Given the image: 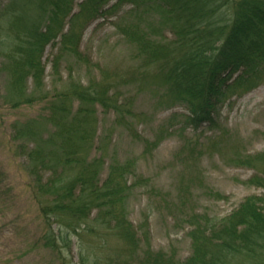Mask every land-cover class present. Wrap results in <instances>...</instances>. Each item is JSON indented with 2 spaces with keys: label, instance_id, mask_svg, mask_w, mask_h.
<instances>
[{
  "label": "rangeland",
  "instance_id": "rangeland-1",
  "mask_svg": "<svg viewBox=\"0 0 264 264\" xmlns=\"http://www.w3.org/2000/svg\"><path fill=\"white\" fill-rule=\"evenodd\" d=\"M80 4L81 0H74L73 15L66 17L58 37L45 48V85L38 94L61 91L71 81L84 85L110 81L116 85L111 94L118 91L120 101L123 99L135 115L121 122L113 110L105 111L97 105L95 146L87 151V159L103 156V180L113 162L127 170L125 178L131 187L125 194L127 216L141 230L143 239L135 258H144L146 228L153 251L185 261L193 251L190 231L195 226L190 218L218 221L248 196L264 194V188L252 180L264 173V80L253 88L225 84L218 96L201 95L195 99V107L203 108L208 115L204 112L205 119L196 125L187 118L195 114L180 98L168 97L175 101L170 106L159 103L165 80L155 74V67L142 76L137 69L142 65L135 57L137 48L121 27L131 24L142 28L161 42L172 38L169 28L150 14L129 12L128 5L103 17L88 18ZM49 6L48 0H0V264H60L56 252L44 246V232L38 231L41 220L24 174L25 151L21 153L18 143L10 144L14 122L42 116L44 105L34 100L33 104L15 106L19 98L5 68L10 50L28 42L26 31L34 25L48 24ZM118 23L121 25L117 28ZM72 29L81 35L79 50L84 61L63 52L56 72L51 60L60 54L63 34ZM234 74L227 84L231 85L240 72ZM26 86V94L33 93L32 80ZM74 103L76 107L78 101ZM245 158L253 163L246 165ZM145 221L148 223L142 228ZM96 235L86 231L80 238L73 236L70 248L64 249L67 258L89 262L101 250L95 245L101 244L102 238ZM122 243L110 237L108 246L121 248Z\"/></svg>",
  "mask_w": 264,
  "mask_h": 264
},
{
  "label": "trees",
  "instance_id": "trees-1",
  "mask_svg": "<svg viewBox=\"0 0 264 264\" xmlns=\"http://www.w3.org/2000/svg\"><path fill=\"white\" fill-rule=\"evenodd\" d=\"M48 2V24L30 27L26 45L10 50L5 63L19 98L14 105L33 104L34 100L44 105L42 116L14 122L10 135V144L18 143L21 153L25 151L24 174L37 205L41 220L38 231L44 232V246L56 252L60 264H264V194L248 196L218 221L190 218L195 226L190 231L193 251L185 261L153 251L145 221L142 228L147 248L144 258H135L143 239L141 230L127 216L125 194L131 189L125 178L127 170L113 162L103 180V156L93 160L86 156L95 146L97 105L105 111L113 110L121 122L135 113L123 99L120 101L118 91L111 94L116 85L110 81L86 85L71 81L61 91L38 94L45 85V48L58 37L66 17L73 13L74 0ZM124 5L130 6L129 12L156 17L157 23L172 32V38L161 42L142 28L131 24L121 27L137 48L135 57L142 62L137 69L142 76L155 67V74L165 80L166 91L164 88L159 103L164 101L170 106L175 101L168 97L180 98L195 114L187 118L196 125L205 119L204 112L208 115L203 108L195 107V99L201 95L218 96L225 84L253 88L264 80V0H81L80 7L88 18H96ZM61 41L60 54L51 60L56 72L63 52L84 61L79 50L81 35L76 30L63 34ZM18 50L20 55L16 56ZM236 72L240 74L231 85L227 84ZM28 80L34 86L33 93L27 95ZM245 162L253 163L246 158ZM252 178L254 184L264 188V173ZM86 231L102 238L101 244L95 245L100 252L89 262L68 259L64 249L70 248L73 236L80 238ZM110 237L122 240V247L110 248Z\"/></svg>",
  "mask_w": 264,
  "mask_h": 264
}]
</instances>
